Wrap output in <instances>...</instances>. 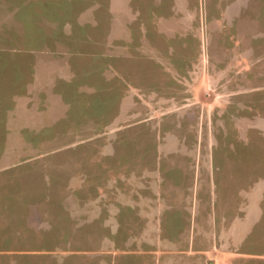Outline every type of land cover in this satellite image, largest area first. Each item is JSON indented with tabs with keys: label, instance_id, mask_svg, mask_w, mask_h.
Listing matches in <instances>:
<instances>
[{
	"label": "rangeland",
	"instance_id": "1",
	"mask_svg": "<svg viewBox=\"0 0 264 264\" xmlns=\"http://www.w3.org/2000/svg\"><path fill=\"white\" fill-rule=\"evenodd\" d=\"M263 112L264 0H0V264H164L157 190L253 191Z\"/></svg>",
	"mask_w": 264,
	"mask_h": 264
},
{
	"label": "crops",
	"instance_id": "2",
	"mask_svg": "<svg viewBox=\"0 0 264 264\" xmlns=\"http://www.w3.org/2000/svg\"><path fill=\"white\" fill-rule=\"evenodd\" d=\"M238 127L245 134L252 129L264 132V112ZM250 145L254 148L252 142ZM254 162L253 191L241 195L230 175V182L221 185V200L214 219L207 209L195 211L199 215L186 224L185 233L178 218V222L170 217L163 223L164 211H175L184 194L172 189L157 190V207L158 203L161 205L157 210V256L167 257L164 264H264V157H255Z\"/></svg>",
	"mask_w": 264,
	"mask_h": 264
}]
</instances>
